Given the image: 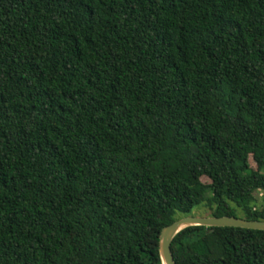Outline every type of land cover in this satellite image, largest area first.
<instances>
[{
    "label": "trees",
    "instance_id": "trees-1",
    "mask_svg": "<svg viewBox=\"0 0 264 264\" xmlns=\"http://www.w3.org/2000/svg\"><path fill=\"white\" fill-rule=\"evenodd\" d=\"M203 205L264 220V0H0V264H163ZM172 250L264 264V230Z\"/></svg>",
    "mask_w": 264,
    "mask_h": 264
},
{
    "label": "water",
    "instance_id": "water-1",
    "mask_svg": "<svg viewBox=\"0 0 264 264\" xmlns=\"http://www.w3.org/2000/svg\"><path fill=\"white\" fill-rule=\"evenodd\" d=\"M194 225L207 227L233 226L264 230V220H249L240 216H198L191 214L181 217L172 224L165 226L161 232L159 244L163 264H176L172 242L182 230Z\"/></svg>",
    "mask_w": 264,
    "mask_h": 264
},
{
    "label": "rangeland",
    "instance_id": "rangeland-1",
    "mask_svg": "<svg viewBox=\"0 0 264 264\" xmlns=\"http://www.w3.org/2000/svg\"><path fill=\"white\" fill-rule=\"evenodd\" d=\"M253 167H255V164L252 162ZM204 181L206 183H209L210 180L208 178H204ZM210 212L209 208L207 206H198L193 210V214L194 215H198V216H207L208 213Z\"/></svg>",
    "mask_w": 264,
    "mask_h": 264
}]
</instances>
